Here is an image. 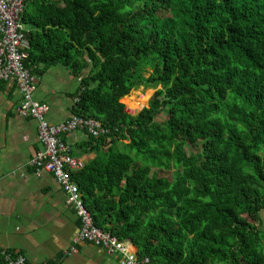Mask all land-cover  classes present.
Listing matches in <instances>:
<instances>
[{
    "label": "trees",
    "instance_id": "trees-1",
    "mask_svg": "<svg viewBox=\"0 0 264 264\" xmlns=\"http://www.w3.org/2000/svg\"><path fill=\"white\" fill-rule=\"evenodd\" d=\"M23 23L26 68L69 69L110 131L73 174L96 225L152 264H264V0H28Z\"/></svg>",
    "mask_w": 264,
    "mask_h": 264
},
{
    "label": "crops",
    "instance_id": "crops-1",
    "mask_svg": "<svg viewBox=\"0 0 264 264\" xmlns=\"http://www.w3.org/2000/svg\"><path fill=\"white\" fill-rule=\"evenodd\" d=\"M37 77L35 100L50 108L49 124L70 121L75 116L80 80L62 65L47 67ZM21 102L15 83L0 79V264H6L3 250L21 253L33 264H119L117 256L92 244H74L80 219L68 203V193L50 172L37 173L29 165L44 148L38 123L18 112ZM64 140L73 157L87 164L95 159L87 133L78 132ZM261 220L264 231V212ZM72 248L76 251L69 255Z\"/></svg>",
    "mask_w": 264,
    "mask_h": 264
},
{
    "label": "built area",
    "instance_id": "built-area-1",
    "mask_svg": "<svg viewBox=\"0 0 264 264\" xmlns=\"http://www.w3.org/2000/svg\"><path fill=\"white\" fill-rule=\"evenodd\" d=\"M27 1L0 0V79L15 83L22 96L18 112L38 123V138L44 149L34 154L29 165L37 173L50 172L56 183L68 193V203L74 207L80 219L74 244H92L110 255L117 256L119 264H152L149 257L138 256L131 242L119 240L96 225L85 204L80 185L73 178V174L84 170L87 163L73 157L64 138L85 132L90 138L99 140L107 137L110 131L95 120H85L77 116L66 123L50 125L47 121L50 108L35 100L38 77L25 66L29 40L23 17ZM75 251V248H72L68 254ZM1 255L6 264H33L21 253L3 250Z\"/></svg>",
    "mask_w": 264,
    "mask_h": 264
},
{
    "label": "rangeland",
    "instance_id": "rangeland-1",
    "mask_svg": "<svg viewBox=\"0 0 264 264\" xmlns=\"http://www.w3.org/2000/svg\"><path fill=\"white\" fill-rule=\"evenodd\" d=\"M151 94V90H148V89H144V87H140L139 90L133 92L132 96H130L129 98H132L131 102L129 103L130 104H139V101L140 99H142L143 97L145 98L144 99V102L143 104L141 105L142 106V110L140 112H137V113H132L127 105L125 104V101H123V105L126 106V109H127V112L132 115V116H137L138 114H140L144 109V105H145V101L147 100V97ZM165 120V115H163V117H161V119L159 120V122H162ZM152 172H156L157 174H159L161 177H166V178H169L171 179L172 176H173V172L172 171H159V170H153Z\"/></svg>",
    "mask_w": 264,
    "mask_h": 264
}]
</instances>
